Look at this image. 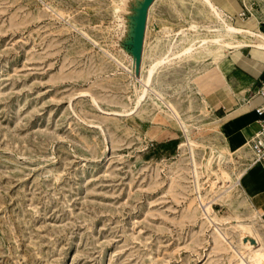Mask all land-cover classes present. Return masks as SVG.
<instances>
[{
    "label": "rangeland",
    "instance_id": "rangeland-1",
    "mask_svg": "<svg viewBox=\"0 0 264 264\" xmlns=\"http://www.w3.org/2000/svg\"><path fill=\"white\" fill-rule=\"evenodd\" d=\"M139 2L0 0V264H243L215 231L243 250L240 223L264 245V209L239 186L252 154L227 145L207 97L236 52L160 66L137 106L155 61L218 35L190 25L220 26L202 0ZM239 2L246 20L264 6Z\"/></svg>",
    "mask_w": 264,
    "mask_h": 264
},
{
    "label": "crops",
    "instance_id": "crops-1",
    "mask_svg": "<svg viewBox=\"0 0 264 264\" xmlns=\"http://www.w3.org/2000/svg\"><path fill=\"white\" fill-rule=\"evenodd\" d=\"M216 1L229 17H237V22H233L236 27L264 34V6L254 10L252 17L246 20L242 18L245 12L239 0H231V7L230 0ZM236 3L239 8H236ZM253 40L259 41L256 37ZM261 87H264V49L254 46L237 51L231 57V62L217 69L211 80L207 97L215 104V112L220 111L219 115L215 113L217 126L232 150L243 144L240 148H245L259 127L256 108L262 103V97L256 92ZM242 189L255 208L264 209V161L249 166Z\"/></svg>",
    "mask_w": 264,
    "mask_h": 264
},
{
    "label": "bare ground",
    "instance_id": "bare-ground-1",
    "mask_svg": "<svg viewBox=\"0 0 264 264\" xmlns=\"http://www.w3.org/2000/svg\"><path fill=\"white\" fill-rule=\"evenodd\" d=\"M202 1L205 4H207L208 7L211 9L213 17L220 24V26H216L214 28L213 27L204 28L203 26L201 27V26H198L196 24H192V25H190V28L193 30H197L199 32L209 30L210 32H215L218 35L213 37V38L204 39L203 41H201L199 43L198 46H197V44H191L190 46L184 48V50L181 51V53L171 54L170 56H167L164 59L155 61L151 65V67L148 71L147 78H145V79L141 78V80L145 83L144 86L140 85V86L136 87V94H137L136 104H137V106L140 105L143 100H146L150 96V91H149V89H147V85L152 87L153 78H154V76H155V74H156V72L160 66L165 65V64H169V63L173 62V60L175 58H181L183 55H189V54H193L196 51L198 52L200 50H203V49H205L206 44L208 45L211 43L217 47L230 50L232 53H235L244 47H250V46H254V47L259 48V49H264V34L263 33H261V32L256 33L255 31L252 32V31L244 29V28H238L236 26H233L232 24H230L226 21L227 16H225V13L219 7H217L216 4L212 0H202ZM136 2H137L136 8H137V10H139L141 7L140 6L141 2H139V0H136ZM247 10L251 13V10H249L248 8H247ZM148 17H149V14H148ZM205 29H207V30H205ZM144 30H145V39H146L147 32H148V24H146V28ZM219 34H222L223 38L219 37L220 36ZM183 35L185 36L186 33L183 32ZM254 37H256L259 41L255 42L253 40ZM145 39H144V43H145ZM181 40L183 41L184 39H181ZM178 42H179L178 40H176V39L174 40L173 48L175 46H177ZM143 57H144V54H143ZM142 64H143V62H142ZM169 109H171V111L173 113L171 115V117H173L176 120V122L182 126V128L184 129V131L186 133L187 144L185 143V144H182L181 146H183V145L190 146L192 148V151H193V148L196 145V142L193 141L191 138V131H190L188 125L184 122V120L177 113H175V111L171 107H169ZM246 149L251 152V150L248 146V143H247ZM251 154H252V152H251ZM210 161H209V164H210ZM194 164L196 167L194 174L196 175L197 178H199V176H200V174L198 172L199 168L195 162V159H194ZM251 165H253V164H251ZM221 172L223 173V174L222 173L221 174L223 175L224 180L226 181L225 186L230 185L232 182H231L229 176L222 169H221ZM241 178H240L241 184L239 186H242V179ZM194 180H195V178H194ZM236 185H237V183H236ZM195 186L197 188L196 183H195ZM230 187L233 188L232 185H230ZM198 196L200 198L199 194H198ZM200 202L203 203L202 201H200ZM208 204H209V202H207V204L206 203L202 204L203 209H204L203 216L206 219L212 218V220L214 221V224H211V226L215 229V226L219 225L218 224L219 221L216 218H214V210L212 208V204L211 205H208ZM240 228L242 229V232L244 233L243 239H242L243 250L237 249L230 242H228L227 238L225 236H223L222 234H220L217 229H215V231L218 233V235L221 237V239L229 245L231 251L234 253V255L238 261L242 262L243 264H264V245L262 243L260 236L257 235L255 232H252L250 230L251 227L248 224L240 223L239 229ZM248 230H250L251 232H249L247 234L245 231H248Z\"/></svg>",
    "mask_w": 264,
    "mask_h": 264
},
{
    "label": "built area",
    "instance_id": "built-area-1",
    "mask_svg": "<svg viewBox=\"0 0 264 264\" xmlns=\"http://www.w3.org/2000/svg\"><path fill=\"white\" fill-rule=\"evenodd\" d=\"M256 93L262 97V103L256 108L259 127L248 140L252 152L251 164L264 161V87L259 88Z\"/></svg>",
    "mask_w": 264,
    "mask_h": 264
}]
</instances>
